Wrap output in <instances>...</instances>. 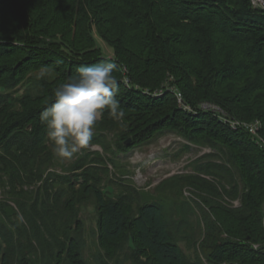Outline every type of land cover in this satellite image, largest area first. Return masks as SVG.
Returning a JSON list of instances; mask_svg holds the SVG:
<instances>
[{
  "label": "trees",
  "instance_id": "16d2710c",
  "mask_svg": "<svg viewBox=\"0 0 264 264\" xmlns=\"http://www.w3.org/2000/svg\"><path fill=\"white\" fill-rule=\"evenodd\" d=\"M98 40L118 65V99L126 112L122 122H128L133 144L156 131L182 128L192 134L206 131L223 145L226 165L217 169L229 176L241 205L223 210L220 227L238 243L218 245L208 261L264 264V146L243 128L233 130L210 111L197 109L207 102L228 115L226 123L228 118L259 121L264 140V12L248 0H0V91L33 70L44 73L30 81L36 90L21 98L22 113L7 115L3 132L9 138L25 123L36 131L30 139L19 137V143L34 147L42 142L38 132L45 126L39 114L54 88L81 65L109 61ZM144 90L161 91L163 99L140 95ZM176 93L197 114L179 109ZM7 97L0 95V102H10ZM185 114L183 126L179 120ZM103 118L113 122L107 113ZM84 183L99 209L101 237L117 239L126 222L123 208ZM131 225L134 241L155 264H190L159 204L139 206ZM4 237L0 231V264L7 262ZM227 252H234L232 259Z\"/></svg>",
  "mask_w": 264,
  "mask_h": 264
},
{
  "label": "rangeland",
  "instance_id": "374dc122",
  "mask_svg": "<svg viewBox=\"0 0 264 264\" xmlns=\"http://www.w3.org/2000/svg\"><path fill=\"white\" fill-rule=\"evenodd\" d=\"M98 43L105 58L112 60L111 49L102 40ZM42 75L33 70L0 91L10 100L0 102V231L5 235V264H155L134 241L131 225L137 208L153 202L161 206L190 264H213L207 259L212 250L227 241L238 243L220 225L223 210H235L241 202L229 176L217 169L226 165L220 151L223 145L206 131H156L133 144L128 122L111 123L102 117L89 147L71 160L54 156L45 127L38 132L42 142L34 147L18 140L35 134L31 124L16 126L9 138L3 132L7 115L22 113L21 98L30 88L35 92L36 84L30 81ZM125 88L132 91L128 84ZM139 94L155 101L164 96L157 90ZM204 103L198 105L199 112L208 111L200 107ZM176 105L189 115L197 114L196 108L177 96ZM216 107L210 113L218 123L233 130L239 128L238 123H248L234 118L226 123L228 115ZM187 114L179 120L183 126ZM84 180L123 208L126 222L117 239L101 237L99 209L95 198L84 191ZM227 256L232 259L234 252ZM220 264L238 263L223 260Z\"/></svg>",
  "mask_w": 264,
  "mask_h": 264
},
{
  "label": "clouds",
  "instance_id": "9594fccd",
  "mask_svg": "<svg viewBox=\"0 0 264 264\" xmlns=\"http://www.w3.org/2000/svg\"><path fill=\"white\" fill-rule=\"evenodd\" d=\"M117 71L118 65L111 60L81 65L54 88L39 119L55 157L71 160L88 148L105 113L115 121L124 120Z\"/></svg>",
  "mask_w": 264,
  "mask_h": 264
},
{
  "label": "built area",
  "instance_id": "2783aa9c",
  "mask_svg": "<svg viewBox=\"0 0 264 264\" xmlns=\"http://www.w3.org/2000/svg\"><path fill=\"white\" fill-rule=\"evenodd\" d=\"M248 1L253 9L264 12V0H248ZM176 96L181 101V95L176 93ZM200 107L208 111H217L216 105L210 103H204L203 105L201 104ZM238 127L243 128L252 137L255 138L257 143L262 144L264 146V140L260 138L258 134V131L261 127V123L259 121H254L251 123H241V124L238 123Z\"/></svg>",
  "mask_w": 264,
  "mask_h": 264
}]
</instances>
